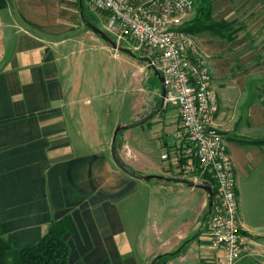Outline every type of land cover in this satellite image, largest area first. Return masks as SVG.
I'll use <instances>...</instances> for the list:
<instances>
[{"label": "crops", "instance_id": "1", "mask_svg": "<svg viewBox=\"0 0 264 264\" xmlns=\"http://www.w3.org/2000/svg\"><path fill=\"white\" fill-rule=\"evenodd\" d=\"M82 2L103 31L87 0H0L4 238L16 251L28 249L51 222H66L68 264H216L206 236L213 184L180 158L177 110L164 105L161 86L136 99L134 70L117 84L105 60L119 54L86 24ZM249 8L264 25V0H211L212 22L227 25L225 38H194L211 65L215 125L236 175L247 239L237 264H264V79L252 72L264 66L250 56L251 38H264V28L229 34ZM196 11L194 1L186 25ZM114 85L122 94L112 95ZM126 106L131 115L123 121L117 112ZM114 149L139 176L117 163Z\"/></svg>", "mask_w": 264, "mask_h": 264}, {"label": "built area", "instance_id": "2", "mask_svg": "<svg viewBox=\"0 0 264 264\" xmlns=\"http://www.w3.org/2000/svg\"><path fill=\"white\" fill-rule=\"evenodd\" d=\"M105 34L118 46L149 55L148 65L163 78L164 105L178 112L175 140L181 159L201 178L209 176L215 194L206 236L216 264H237L246 248L239 213L234 165L215 125L219 96L208 57L184 27L194 0H87ZM164 159H167L164 156Z\"/></svg>", "mask_w": 264, "mask_h": 264}, {"label": "trees", "instance_id": "3", "mask_svg": "<svg viewBox=\"0 0 264 264\" xmlns=\"http://www.w3.org/2000/svg\"><path fill=\"white\" fill-rule=\"evenodd\" d=\"M196 5V16L193 21L186 25L184 31L192 36L204 32H211L221 39H224L223 30L226 29L227 25L224 23L215 24L212 22L211 0H196ZM81 10L84 11L86 24L98 35L96 31L99 30V28L96 25L95 19L92 18L88 8L83 2L81 4ZM153 83L150 84L151 88L160 89V84L156 77L153 79ZM122 142L123 141L120 142L121 145ZM114 157L117 163L126 172L134 176H139L137 171L130 169V167L121 160L117 153V149H114ZM204 179L213 184L211 193L214 196V181L209 176H206ZM187 186H189V184H187ZM68 230L69 225L66 222H51L46 235L37 245L28 249L16 251L12 248L11 241L4 238L0 229V264H68L70 252L68 246L63 241V236ZM161 258L157 259L156 262Z\"/></svg>", "mask_w": 264, "mask_h": 264}, {"label": "rangeland", "instance_id": "4", "mask_svg": "<svg viewBox=\"0 0 264 264\" xmlns=\"http://www.w3.org/2000/svg\"><path fill=\"white\" fill-rule=\"evenodd\" d=\"M194 1H196V0H194ZM234 1L237 2L239 0H234ZM259 12L256 11L255 9L249 8V10L247 11V13H245V15L241 19V21L240 22L237 21L238 24H235V26L233 28H232V25L229 27V34H230V32L236 34L238 31H242V30L254 31V30H260L261 28H264L263 27L264 25H260V22H259V16H258ZM196 42H197V40H196ZM251 43L254 47L257 48L255 53L250 55V56H252L251 59H253L254 61H257L258 63L262 64V66H264V51H263V47H262V46H264V38L256 36L253 39L251 38ZM197 44H198V42H197ZM198 46L201 48V46L199 44H198ZM260 49H262V50H260ZM118 54H119V57L116 59H108L107 60L106 56H104V58L106 59L105 61L107 63L106 65L108 66V64H110L112 68H115V71H116V74L118 77L117 78V84L119 83L118 82L119 78H123L124 80H126V78L131 77L132 71L134 70V74H137L136 77H138V80H136V84L133 87L134 97L136 99H139L140 101H145L146 100L145 93H148V95H150V93H151L150 80L152 81L154 79V77H156L153 69L151 67H149V65H148L147 60L150 59V57H148L149 55H147V54L146 55H144V54L143 55H137V54L133 53L137 57L134 60L133 58H131L130 56H128L126 54H123V53H118ZM102 59H103V57H102ZM252 72L256 73V75H258L259 77L264 79V68H262L261 70L260 69L259 70L258 69L253 70ZM103 74H107V71H105L104 68H102V71H100V78L103 81L102 83L104 84L106 77L103 76ZM123 84H124V82H123ZM112 89H114V91H112V95L114 97L118 96L119 94H122V92H123V86L121 87V89H119V86L114 85L112 87ZM261 90L264 94V84L261 87ZM127 106H126V108L123 107L122 110L118 109V112H117V114L122 113L121 117L123 118V121H126L129 118V116L131 115V110L128 109ZM121 152H122L121 150L117 149V153H118L119 157L121 158L122 161H124L121 157V155H122ZM187 264H192V262H189Z\"/></svg>", "mask_w": 264, "mask_h": 264}, {"label": "water", "instance_id": "5", "mask_svg": "<svg viewBox=\"0 0 264 264\" xmlns=\"http://www.w3.org/2000/svg\"><path fill=\"white\" fill-rule=\"evenodd\" d=\"M96 32L101 36V38L103 39V41L106 42V43H108L112 47V49L114 51H116L117 53L126 54V55H128V56H130V57H132L134 59L137 58L136 55H134L131 51H129V50L125 49V48H122V47H118L113 42V40L110 37H108L103 31L97 30ZM153 71H154V74H155V76L157 77V79H158V81L160 83V86H161V96H162V99L164 100V98L166 96V89H165L164 80H163V78L160 76V74L157 71H155L154 69H153ZM152 178H154V177H148V178H146V180L149 181ZM156 178H159V177H156ZM210 195L212 197L211 203H210V208H211L212 207V204H213V194L211 193Z\"/></svg>", "mask_w": 264, "mask_h": 264}]
</instances>
